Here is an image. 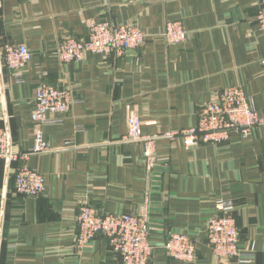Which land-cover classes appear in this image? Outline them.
<instances>
[{
	"label": "crops",
	"instance_id": "obj_1",
	"mask_svg": "<svg viewBox=\"0 0 264 264\" xmlns=\"http://www.w3.org/2000/svg\"><path fill=\"white\" fill-rule=\"evenodd\" d=\"M259 0H0V127L12 148L31 152L35 92L45 82L77 99L43 125L51 151L27 164L45 177L41 195L15 191V169L0 160V264H124L103 234L77 246L81 202L100 213L138 214L151 195L149 264H236L218 260L206 225L220 197L234 200L247 264H264V125L249 138L186 146L181 134L161 136L151 171L143 144L121 141L138 114L142 133L195 126L199 109L228 86H239L264 113V35ZM133 23L145 44L122 57L88 54L64 62L56 53L67 36L88 37L87 20ZM180 20L186 41L171 44L164 30ZM6 44H26L32 59L22 71L3 59ZM155 167V168H156ZM156 198V199H155ZM161 226H163L161 228ZM175 231L189 234L196 257L181 261L165 249ZM163 242V243H162Z\"/></svg>",
	"mask_w": 264,
	"mask_h": 264
},
{
	"label": "built area",
	"instance_id": "obj_2",
	"mask_svg": "<svg viewBox=\"0 0 264 264\" xmlns=\"http://www.w3.org/2000/svg\"><path fill=\"white\" fill-rule=\"evenodd\" d=\"M257 29L264 35V0H259ZM88 37L79 39L67 36L59 43L56 53L64 62H80L88 54H114L122 57L132 50L141 48L146 42L142 28L133 23L116 24L109 20L88 19ZM164 36L171 44L182 43L188 38V31L180 20L166 23ZM5 65L13 71L24 70L32 59L26 44H6L3 47ZM264 64V60H263ZM71 90H62L42 82L35 92L32 122L35 144L31 152H19L12 148L7 131L0 127V160L8 163L22 161L15 169V191L25 196L41 195L46 188L44 175L30 167L31 153L51 151L46 141L43 125L51 112H68L76 103ZM143 121L138 114L127 119V131L121 141H137L143 144L144 158L154 171L156 143L161 136L181 134L186 146L200 143L220 144L227 142L231 134L238 132L242 138H249L255 127L264 125V113H260L254 101L249 99L239 86H228L212 97L199 109V119L195 126L180 131L163 134L142 133ZM236 203L232 199L220 197L216 201V213L207 222L209 243L216 259H235L236 264L251 263L254 249L244 251L240 244V230L234 216ZM77 246L84 248L95 236L103 234L109 245L121 255L124 264H149L153 255L151 241V195L138 214L100 213L89 202H81L78 213ZM167 254L176 260L192 261L196 257V244L183 231L172 232L165 243Z\"/></svg>",
	"mask_w": 264,
	"mask_h": 264
},
{
	"label": "water",
	"instance_id": "obj_3",
	"mask_svg": "<svg viewBox=\"0 0 264 264\" xmlns=\"http://www.w3.org/2000/svg\"><path fill=\"white\" fill-rule=\"evenodd\" d=\"M161 168L160 167H156L155 170H160ZM156 199V198H155ZM163 226H161L162 228ZM163 243V242H162Z\"/></svg>",
	"mask_w": 264,
	"mask_h": 264
},
{
	"label": "trees",
	"instance_id": "obj_4",
	"mask_svg": "<svg viewBox=\"0 0 264 264\" xmlns=\"http://www.w3.org/2000/svg\"><path fill=\"white\" fill-rule=\"evenodd\" d=\"M240 230V229H239Z\"/></svg>",
	"mask_w": 264,
	"mask_h": 264
}]
</instances>
